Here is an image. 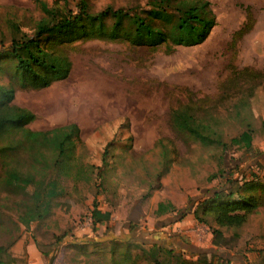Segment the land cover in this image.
<instances>
[{
    "label": "rangeland",
    "instance_id": "rangeland-1",
    "mask_svg": "<svg viewBox=\"0 0 264 264\" xmlns=\"http://www.w3.org/2000/svg\"><path fill=\"white\" fill-rule=\"evenodd\" d=\"M66 1L78 9L79 0ZM209 1L215 23L200 43L64 42L68 75L41 88L20 86L13 60L0 61V103L32 110L35 117L26 124L31 129L75 122L80 139L74 156L92 176L62 177L65 192L54 199L52 212L27 224L21 216L32 186L9 191L0 184V243L11 242V264H148L152 253L166 264H264L263 82L241 77L231 85L236 88L222 92L221 87L245 67L264 71V0ZM136 2L89 0V6ZM42 14L34 0H0V45L10 42L8 18L31 34ZM244 24L249 29L237 33ZM240 87L248 90L253 114L250 148L221 150L171 126L172 107L207 95L213 100L205 106L213 104L224 137L239 133L242 124L227 112ZM87 164L100 167L91 170ZM250 179L255 187L248 186ZM231 188L233 196L258 199L244 224L226 227L194 218L199 199ZM94 195L98 206L111 212L95 225ZM159 201L174 209L156 215ZM217 226L225 236H217L219 243L212 232ZM28 244L33 254L27 253Z\"/></svg>",
    "mask_w": 264,
    "mask_h": 264
},
{
    "label": "trees",
    "instance_id": "trees-1",
    "mask_svg": "<svg viewBox=\"0 0 264 264\" xmlns=\"http://www.w3.org/2000/svg\"><path fill=\"white\" fill-rule=\"evenodd\" d=\"M34 1L43 14L35 20L33 32L29 34L16 20L8 18L10 42L0 45V61L6 58L13 60L22 87H45L68 75L71 61L60 45L64 42L103 38L126 40L138 45L167 42L193 45L203 41L215 23L209 0H145L143 4L139 0L129 6L108 3L98 10L91 9L89 0H79L75 11L69 8L66 0L61 3L54 0L51 4L46 0ZM249 27L244 24L237 33ZM235 75L222 83V92L236 88L231 85L241 77L262 81L264 91V71L245 67L236 71ZM239 89V95L231 98L232 104L227 112L229 117L242 124L239 133L224 137L219 127L220 117L213 104L205 106L213 100L207 95L203 98L190 97L188 101L172 107L171 126L204 145H214L221 150L232 145L250 148L255 131L251 121L253 114L249 108L248 90ZM34 117L35 113L28 108L9 102L0 103V184L9 191L32 186L21 216L24 224L32 219H42L52 212L56 204L54 199L65 192L62 177L92 179L90 171L86 174L83 164L74 156L76 141L80 139L78 125L68 122L47 129H31L26 124ZM87 165L88 169L100 167ZM96 175L101 176L99 171ZM255 185L256 182L250 179L248 186ZM234 191L232 188L226 192L216 189L199 199L192 210L194 218L199 222H214L226 227L244 224L257 208L258 199L252 194L233 196ZM92 203L90 216L94 225L110 218V210H102L95 195ZM173 209L171 203L159 201L154 212L160 215ZM218 226L212 227L214 241H218L217 236L225 239ZM9 243H0V264H11L7 251ZM151 256L152 261L148 264H166L153 253ZM195 262L201 264L199 260Z\"/></svg>",
    "mask_w": 264,
    "mask_h": 264
},
{
    "label": "crops",
    "instance_id": "crops-1",
    "mask_svg": "<svg viewBox=\"0 0 264 264\" xmlns=\"http://www.w3.org/2000/svg\"><path fill=\"white\" fill-rule=\"evenodd\" d=\"M26 250H27V253L31 252L33 254V246L28 244L26 245Z\"/></svg>",
    "mask_w": 264,
    "mask_h": 264
},
{
    "label": "water",
    "instance_id": "water-1",
    "mask_svg": "<svg viewBox=\"0 0 264 264\" xmlns=\"http://www.w3.org/2000/svg\"><path fill=\"white\" fill-rule=\"evenodd\" d=\"M183 211H184V210H183ZM183 211H180V213L177 214L174 218L180 217Z\"/></svg>",
    "mask_w": 264,
    "mask_h": 264
}]
</instances>
